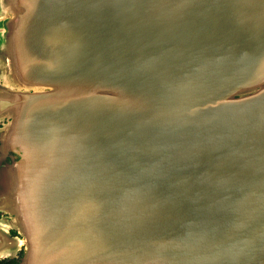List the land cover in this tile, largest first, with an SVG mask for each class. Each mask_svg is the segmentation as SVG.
Listing matches in <instances>:
<instances>
[{
  "label": "water",
  "instance_id": "1",
  "mask_svg": "<svg viewBox=\"0 0 264 264\" xmlns=\"http://www.w3.org/2000/svg\"><path fill=\"white\" fill-rule=\"evenodd\" d=\"M0 2L22 264H264V0Z\"/></svg>",
  "mask_w": 264,
  "mask_h": 264
},
{
  "label": "flooded vegetation",
  "instance_id": "2",
  "mask_svg": "<svg viewBox=\"0 0 264 264\" xmlns=\"http://www.w3.org/2000/svg\"><path fill=\"white\" fill-rule=\"evenodd\" d=\"M1 7V2H0ZM1 75V74H0ZM7 82L3 77L0 76V91L3 93L4 88H6ZM18 89V86L15 87ZM34 91V90H32ZM13 118L8 117L5 113L0 112V144L1 138L6 136L10 130L8 129L10 124L12 123ZM11 216L7 213H3L0 211V229L7 228L8 236L11 238L12 244L17 246H13V250H9L5 255L0 258V264H22L26 257V244L24 242H20L19 240H24L25 237L14 227L10 225ZM16 242V243H15ZM20 242V244H19ZM20 248H19V246ZM40 263L38 264H46V255L41 258Z\"/></svg>",
  "mask_w": 264,
  "mask_h": 264
}]
</instances>
